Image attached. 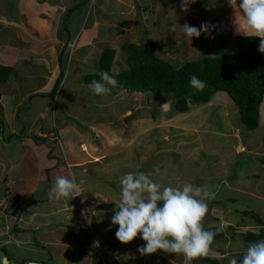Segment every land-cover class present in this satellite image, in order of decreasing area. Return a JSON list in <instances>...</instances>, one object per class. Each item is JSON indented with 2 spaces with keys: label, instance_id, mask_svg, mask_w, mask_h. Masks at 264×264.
I'll return each mask as SVG.
<instances>
[{
  "label": "crops",
  "instance_id": "obj_1",
  "mask_svg": "<svg viewBox=\"0 0 264 264\" xmlns=\"http://www.w3.org/2000/svg\"><path fill=\"white\" fill-rule=\"evenodd\" d=\"M90 1L18 0L16 19L0 12V65L12 68L8 81L0 84V264H100L83 213L91 209L85 198L90 179L95 185L104 180V155L91 156L95 147L90 151L82 142L84 156L71 159L60 148V164V132L50 121L71 115L74 108L88 120L90 105L99 107L94 103L103 97L95 95L86 80L98 73L103 53L115 52L113 71L125 60L129 45L157 43L159 27L170 20L173 0H157L158 5L153 0ZM7 2L0 0L2 6ZM229 10L234 37L244 36L236 34L242 19L228 5ZM58 175H74L79 196L49 199ZM254 181L262 192L264 180ZM258 199L264 203V194ZM221 205L228 208V202ZM225 219L223 224L232 226ZM94 227L104 233L94 223L90 229ZM67 233L76 238H65ZM92 235L99 241L94 231Z\"/></svg>",
  "mask_w": 264,
  "mask_h": 264
},
{
  "label": "rangeland",
  "instance_id": "obj_2",
  "mask_svg": "<svg viewBox=\"0 0 264 264\" xmlns=\"http://www.w3.org/2000/svg\"><path fill=\"white\" fill-rule=\"evenodd\" d=\"M16 1L18 0H8L3 6L0 3V12L2 11L3 16L9 19L17 18ZM153 1L159 4L157 0ZM91 2L92 0L90 4ZM172 2L170 20H167L168 23L162 29L159 27L156 39L160 48L158 56L161 59L170 62L174 68H181L187 62L218 56L222 45L227 47L229 54L237 52L235 42L237 36L233 35L227 0H194L189 5L188 12L181 11L179 3H182V0ZM202 22H209L215 25V28L210 33H202L199 38L194 37L191 43L186 40L179 27L173 31V26L176 25L182 27L188 23L199 28ZM236 34L240 33L236 31ZM1 39L2 35L0 42ZM126 69L128 65L122 59L112 72L118 75ZM168 99L172 102L166 95L149 96L140 93L131 95L115 87L109 95L94 103L99 107L90 105L91 113L88 120L81 110L74 108L71 115L50 121L54 124L53 129L56 131L58 127L57 130L60 132V141L56 144L59 153L56 161L60 164H62V159H59L62 158L60 148H63L65 156L71 159L83 157L85 153L81 150L82 142L90 151L91 146L95 147L96 152L89 151L91 156L104 155V159L101 160L104 163V180L95 185V181L90 179L88 184L90 187H86L88 193L85 196L86 199L87 197L90 199L89 210L94 209L97 212L90 224L88 221L85 222V227L90 233L92 243L96 241L93 239V231L99 240L101 246L94 247L93 251L100 264H172V262L185 264L182 255L162 251L141 255L138 247L143 246L145 242L140 237L127 245L116 239L118 226L111 224V218L116 208L115 204L119 200V179L130 172L147 173L151 179L164 185L179 186L184 182L207 185L215 193V197L207 201L208 212L203 226L206 229L208 223L206 230L223 234L227 244L225 245L224 241L220 244L219 240L213 244L225 245V248H218V251L226 254L221 257L219 254L210 253L211 257L218 258L215 262L207 261V264H229L232 257H236L239 262L247 247L228 248L231 238L233 239L232 234H235L236 241L241 240L248 231L256 234L261 231L259 226L240 227L247 226L250 222L246 218L248 213H255L264 225V203L258 202V198L264 194L262 193L264 185L261 192L256 186L258 181L252 182L264 180V163H259V158H264V107L261 109L262 124L258 129L248 131L241 124L238 107L226 93L216 94L209 103L194 106L184 114L175 113L171 107L170 110L163 111L161 105ZM51 114L49 118L52 117ZM87 132L88 136L85 134ZM236 141L241 144V150L237 149ZM42 154L44 157L45 154L43 152ZM92 161L95 162V159ZM236 164L244 169L236 168ZM157 168L159 172H156ZM239 170L241 172H238ZM92 171L90 174L95 176V170ZM237 172L238 180L237 178L230 180L229 177H236ZM44 192L42 190L40 194ZM83 201L84 198L80 203ZM223 201L228 202V208L221 205ZM252 205L256 207L253 209ZM225 218H228V223L235 225L236 229H227L230 226L227 222L223 224ZM251 221L253 223L256 220ZM93 223L101 227L104 233L101 231L97 233L95 227L90 229ZM212 227L218 229H210ZM67 237L76 238L71 233H67L65 238ZM233 242L234 240L231 244ZM116 246L122 248L125 257L120 255ZM125 259L130 262H126ZM203 261L201 257L192 264H203Z\"/></svg>",
  "mask_w": 264,
  "mask_h": 264
},
{
  "label": "clouds",
  "instance_id": "obj_3",
  "mask_svg": "<svg viewBox=\"0 0 264 264\" xmlns=\"http://www.w3.org/2000/svg\"><path fill=\"white\" fill-rule=\"evenodd\" d=\"M194 0H182L181 11L188 12L189 5ZM235 16L238 13L243 21L242 29L236 25L238 33L244 36L259 38L258 51L264 54V0H227ZM179 27L187 41L199 38L202 33H210L215 25L202 22L200 27L185 23ZM100 79L93 80L89 85L97 96H107L112 88L118 86L116 78L107 71L99 73ZM190 87L202 91L206 85L197 76L192 75ZM192 95L186 102L192 105ZM171 101L161 105L163 111L170 110ZM159 172V169H156ZM119 200L116 203L111 224L118 226L115 237L121 244H130L137 237L145 243L138 247L141 255H151L158 251L167 254L182 255L185 264H192L194 260L212 253V245L216 233L208 231L203 221L208 212V203L215 197L207 185H196L184 182L179 186L164 185L151 179L144 172L126 173L119 179ZM80 185L74 175L72 178L58 175L53 186L48 191L49 199L66 200L79 196ZM97 212L86 210L83 215L88 223L92 222ZM94 247H99V241H94ZM216 257V256H215ZM214 258V257H213ZM173 264V262H172ZM229 264H264V240L250 243L239 262L232 257Z\"/></svg>",
  "mask_w": 264,
  "mask_h": 264
},
{
  "label": "trees",
  "instance_id": "obj_4",
  "mask_svg": "<svg viewBox=\"0 0 264 264\" xmlns=\"http://www.w3.org/2000/svg\"><path fill=\"white\" fill-rule=\"evenodd\" d=\"M235 42L237 45L235 54H229L227 47L222 45L218 56L187 62L181 68H174L170 62L161 59L158 56L159 45L155 42H148L144 47L131 44L126 49L125 56L128 69L118 75L112 72L115 52L106 50L102 55L98 73L88 75L86 82L90 85L93 80L100 79L101 71H107L118 81L117 87L123 89L127 94L166 95L172 99L171 109L178 114H184L194 106L209 103L217 93H226L239 109L241 124L246 130L254 131L261 125V108L264 102V54L258 51L259 38L237 36ZM11 72L12 68L0 65V84H5L8 81ZM192 75L204 81L206 87L202 91H196L190 87L189 80ZM57 88L58 84L56 83L55 89ZM192 93H194L191 97L192 105L189 107L186 98ZM248 162L249 165L250 160ZM259 163L263 164L264 158H259ZM236 168L244 169L239 164H236ZM234 178L231 176L229 179ZM246 218L250 222L247 226L240 227L259 226L261 231L257 234L248 231L241 240L236 241L233 233V239L231 238L228 248L232 246L243 248L250 243L264 240L262 220L256 217L253 212L248 213ZM253 219L256 220L253 222L254 224L251 221ZM228 229L233 230L236 227L230 226ZM223 238V234L216 233L214 241L219 240L220 244L224 241L226 245L227 239ZM232 240L234 242L231 244ZM225 245L214 246L213 244L211 252L219 254L221 257L225 256L226 252L218 251V248H225ZM116 249L119 250L122 257H125L121 247L117 248L116 246ZM217 258H213L209 254L203 257V264H207V261L215 262ZM125 261L130 262L127 259Z\"/></svg>",
  "mask_w": 264,
  "mask_h": 264
},
{
  "label": "water",
  "instance_id": "obj_5",
  "mask_svg": "<svg viewBox=\"0 0 264 264\" xmlns=\"http://www.w3.org/2000/svg\"><path fill=\"white\" fill-rule=\"evenodd\" d=\"M235 143H236L235 145H236L237 149L241 150L242 147H241L240 143H238L237 141Z\"/></svg>",
  "mask_w": 264,
  "mask_h": 264
}]
</instances>
